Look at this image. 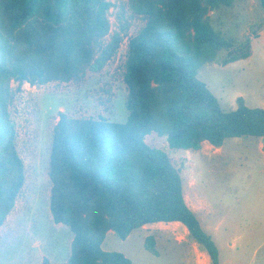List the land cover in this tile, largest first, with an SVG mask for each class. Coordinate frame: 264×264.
<instances>
[{"label": "trees", "instance_id": "obj_1", "mask_svg": "<svg viewBox=\"0 0 264 264\" xmlns=\"http://www.w3.org/2000/svg\"><path fill=\"white\" fill-rule=\"evenodd\" d=\"M236 1L126 0L130 16L144 22L126 46V121L60 112L52 130L50 214L73 235L63 264H132L103 250L106 235L125 240L157 223L182 224L211 264H219L212 236L185 201L181 171L154 141L184 152L203 143L219 149L230 138L264 143L263 108L238 97L236 108L224 111L197 77L204 64L225 66L252 55L248 36L232 41L211 23L212 12ZM257 2L264 12V0ZM111 7L109 0H0V227L25 180L9 111L15 92L102 71L127 29L123 24L110 33ZM144 248L157 255L152 236ZM41 264L51 263L43 258Z\"/></svg>", "mask_w": 264, "mask_h": 264}, {"label": "rangeland", "instance_id": "obj_2", "mask_svg": "<svg viewBox=\"0 0 264 264\" xmlns=\"http://www.w3.org/2000/svg\"><path fill=\"white\" fill-rule=\"evenodd\" d=\"M109 1L110 33L123 24L127 29L116 55L102 71L87 72L77 82L24 84L15 92L9 111L25 180L14 208L0 227V264H36L38 251L52 264H63L69 258L73 235L68 227L53 222L49 209L48 167L58 114L116 123L127 119V89L122 80L126 46L144 22L130 16L126 0ZM210 17L214 29L227 39L238 41L248 36L252 55L225 66L204 64L198 79L224 111L234 110L238 97L248 107L264 109L263 10L257 0H238ZM154 142L169 153L181 171L185 201L212 236L219 264H264L263 141L230 138L219 149L203 143L195 152L169 150L164 139ZM148 236L154 239L156 256L144 248ZM102 248L123 254L132 264H211L204 249L188 237L180 223L146 225L125 240L109 232Z\"/></svg>", "mask_w": 264, "mask_h": 264}, {"label": "crops", "instance_id": "obj_3", "mask_svg": "<svg viewBox=\"0 0 264 264\" xmlns=\"http://www.w3.org/2000/svg\"><path fill=\"white\" fill-rule=\"evenodd\" d=\"M43 258L48 259V257L44 253H42L41 251H38L36 254V264H41ZM48 260L50 261V259H48ZM50 263H51V261H50Z\"/></svg>", "mask_w": 264, "mask_h": 264}]
</instances>
